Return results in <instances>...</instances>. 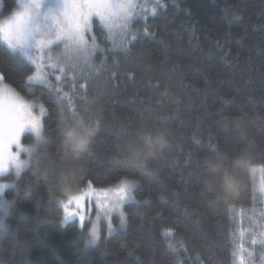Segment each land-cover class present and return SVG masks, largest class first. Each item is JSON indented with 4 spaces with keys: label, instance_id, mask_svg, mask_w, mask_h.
<instances>
[{
    "label": "trees",
    "instance_id": "16d2710c",
    "mask_svg": "<svg viewBox=\"0 0 264 264\" xmlns=\"http://www.w3.org/2000/svg\"><path fill=\"white\" fill-rule=\"evenodd\" d=\"M139 3L128 29L94 24L89 55L40 82L0 41L4 82L44 109L35 155L50 143L44 170L31 161L0 195V264H234L236 231L263 211L250 169L264 168V0ZM19 7L0 0V20ZM121 178L135 199L110 235L91 244L86 226L62 221L69 191Z\"/></svg>",
    "mask_w": 264,
    "mask_h": 264
},
{
    "label": "snow or ice",
    "instance_id": "6c2138e0",
    "mask_svg": "<svg viewBox=\"0 0 264 264\" xmlns=\"http://www.w3.org/2000/svg\"><path fill=\"white\" fill-rule=\"evenodd\" d=\"M18 3L19 10L12 11L7 18L0 20V41L13 50H19L35 65V72L27 76L29 81L44 79L42 64L37 63V60H43L45 49L48 52H55L62 46L65 51L73 50L88 56L87 44L96 33L95 27H92L94 24L98 23L109 31L115 27L126 30L135 22L136 10L142 7L139 0H58L54 6L49 7H45L44 0H18ZM160 6L164 7L163 4ZM152 13L153 15L156 13L155 6ZM42 33L48 38H43ZM144 34L146 36L150 34L147 28L144 29ZM136 39L133 36L129 43H134ZM124 47L127 48L128 43H125ZM5 80V74L0 72V82ZM79 99L83 100L86 97L81 96ZM40 111L42 115L44 109L41 108ZM64 111L73 115L78 114L74 99L68 100L67 109ZM42 128L41 116L35 115L32 107L7 84L0 86V173L7 172L9 166H13L19 174L20 169L33 160L36 164V175L44 170L43 153L49 148L50 143L45 144L39 156L35 155L38 151L37 145L41 141H46ZM29 129L35 134L36 141L33 145L24 147L22 143L24 133ZM22 152L27 153L30 159H21ZM6 187V184H0V193ZM133 187L134 185L126 178L119 179L115 186L101 188L93 187L89 181L86 190L67 193V200L64 202L65 219L76 216L82 221L84 219L82 213L87 212H97L99 219V211L108 215L118 208L120 223L123 225L124 205L127 201L135 199L131 195ZM8 203L10 202L0 200L5 211ZM73 205L75 210H70V206ZM0 226H4L3 218H0ZM108 227L111 229L112 224L109 223ZM91 235L93 240L98 239L95 228ZM255 242L253 239L252 243Z\"/></svg>",
    "mask_w": 264,
    "mask_h": 264
},
{
    "label": "rangeland",
    "instance_id": "374dc122",
    "mask_svg": "<svg viewBox=\"0 0 264 264\" xmlns=\"http://www.w3.org/2000/svg\"><path fill=\"white\" fill-rule=\"evenodd\" d=\"M58 0H44L45 7L54 6ZM20 8V7H19ZM41 22H43V16H41ZM43 38L47 39V35L42 33ZM21 53V52H20ZM22 54V53H21ZM81 53H78L73 50L65 51L63 47L61 46L59 50L55 52H48L47 49H45L44 56L46 58H51V60H47L45 57H43V60H37V63L42 64V75L44 76L47 71H50L51 73L54 72V74L57 76V74H60L56 70L58 69L57 63L61 62V60H69L71 57H74L77 59L78 55ZM23 55V54H22ZM56 55V56H55ZM24 56V55H23ZM30 63V61L26 56H24ZM53 59V60H52ZM33 65V64H32ZM35 67V65H33ZM51 69V70H50ZM44 80V79H43ZM43 80H33L35 82H40ZM3 84H6L5 82H0V86H3ZM10 89H12L17 95L20 96V98L28 105L32 107L33 113L35 115L42 116L41 115V108L39 103H36L31 100L24 99L18 92H16L12 87L7 85ZM25 132L33 133L30 129L26 130ZM34 134V133H33ZM24 147H28L27 145L23 144ZM21 159L28 160V154L27 153H21ZM27 165V164H26ZM24 165L20 172L24 169L26 166ZM252 169H255V171H252ZM19 172V173H20ZM13 173L15 176L18 175L16 173V170L13 166H9L8 171L5 173H0V184H6L7 186L12 183V181L8 178V176ZM250 175L252 178V182L255 188V191L262 197L263 200V211L258 214H254L253 217L249 220L250 222V229L249 231H242L243 229H239L236 231L237 234V240L238 245L235 247L234 250V264H264V168L260 166H253L250 169ZM5 189V188H4ZM3 189V190H4ZM87 188H84L83 190H86ZM2 193H0L1 195ZM132 195V193H131ZM94 199V197H93ZM1 200V199H0ZM67 198L61 199L58 201L60 206L63 210V217L62 221L64 223L70 221V220H76L80 227L86 226V233L88 235L89 242L91 244L96 243L98 239L101 236L102 229H104L105 233L107 235H110L118 226H122L120 223V209H114L111 211L108 215H105L103 211H99V219H97V212H87L82 213L84 216V219L81 221L76 216H69L67 219H65V213H64V202H66ZM131 201V200H129ZM127 201V202H129ZM126 202V203H127ZM125 203V204H126ZM110 204V202H109ZM70 210H75L74 205L70 206ZM4 206L3 204H0V216L2 217L4 215ZM116 222V223H114ZM112 224V228L109 229L108 224ZM93 228L96 229L98 234V239L93 240L92 239V230ZM255 239V243L253 244L252 241ZM248 244H246V242Z\"/></svg>",
    "mask_w": 264,
    "mask_h": 264
},
{
    "label": "clouds",
    "instance_id": "9594fccd",
    "mask_svg": "<svg viewBox=\"0 0 264 264\" xmlns=\"http://www.w3.org/2000/svg\"><path fill=\"white\" fill-rule=\"evenodd\" d=\"M99 125H97V128H98ZM87 149L84 150L83 153H81V155L83 156L85 153H86Z\"/></svg>",
    "mask_w": 264,
    "mask_h": 264
}]
</instances>
